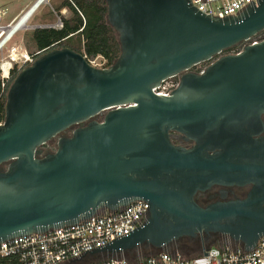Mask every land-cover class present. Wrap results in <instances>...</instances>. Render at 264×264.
Wrapping results in <instances>:
<instances>
[{
  "label": "water",
  "instance_id": "water-1",
  "mask_svg": "<svg viewBox=\"0 0 264 264\" xmlns=\"http://www.w3.org/2000/svg\"><path fill=\"white\" fill-rule=\"evenodd\" d=\"M104 2L120 46L113 64L96 68L76 51L53 49L8 88L0 124V242L145 201L143 225L95 253L160 250L213 235L250 251L264 236V136H257L264 39L251 44L264 31V0L226 18L203 15L190 0ZM237 45L238 53L191 71ZM172 77L179 84L170 95L153 92ZM51 141L54 150H43ZM213 186L249 190L200 205L197 196Z\"/></svg>",
  "mask_w": 264,
  "mask_h": 264
},
{
  "label": "built area",
  "instance_id": "built-area-1",
  "mask_svg": "<svg viewBox=\"0 0 264 264\" xmlns=\"http://www.w3.org/2000/svg\"><path fill=\"white\" fill-rule=\"evenodd\" d=\"M45 1L47 2V0L43 2ZM257 1L190 0L191 5L198 12L216 18L237 16L247 7L257 5ZM4 14L5 11L0 3V17ZM43 27L60 29L62 22L58 18L54 26ZM0 29H2L1 26ZM262 38L264 39V36L259 39L255 38L251 44L263 40ZM38 54L39 52L30 54L20 47L10 49L8 60L1 65V93L5 88L10 71L14 67L23 69L30 65ZM88 62L93 67L106 68V60L102 56H97ZM3 66H5L4 69ZM178 84L179 78L172 77L154 88L153 92L157 95L168 96ZM148 209L147 202L134 201L116 212H101L77 224L3 240L0 242V261L14 262V264H78L99 254H109L110 257L97 264H264V236L258 239L250 251H246L234 242H227L209 246L206 251L195 256L186 255L177 250H159L154 254L132 259L119 258L117 254L95 253L141 227L146 220Z\"/></svg>",
  "mask_w": 264,
  "mask_h": 264
},
{
  "label": "trees",
  "instance_id": "trees-1",
  "mask_svg": "<svg viewBox=\"0 0 264 264\" xmlns=\"http://www.w3.org/2000/svg\"><path fill=\"white\" fill-rule=\"evenodd\" d=\"M64 9L68 13L67 16L61 13ZM46 14L57 16L62 22V27L60 29L36 28L30 33L32 47L35 53L39 52L35 58L53 49L66 47L82 54L87 61L102 56L106 60L105 67H108L119 56L120 46L117 35L106 22L107 7L104 0H60L55 4L51 3L50 10L48 9ZM238 46L223 53H237ZM20 70L14 67L10 71L5 88L2 93L0 92V124L4 121L8 88ZM200 71L197 70V72ZM52 149L53 147H48L46 151ZM219 241H221L220 235H213L206 241L204 236H199L196 239L181 238L169 246L172 250L195 256L201 254L205 247L217 245ZM154 253L156 252L152 254ZM0 264H14V262L0 261Z\"/></svg>",
  "mask_w": 264,
  "mask_h": 264
},
{
  "label": "rangeland",
  "instance_id": "rangeland-1",
  "mask_svg": "<svg viewBox=\"0 0 264 264\" xmlns=\"http://www.w3.org/2000/svg\"><path fill=\"white\" fill-rule=\"evenodd\" d=\"M36 0H0L1 6L3 9H5L6 14L1 17V24L0 26L3 28H6L7 26H11V18L16 17V19L24 12L26 11ZM60 0H47V2H43L39 8L35 11V13L30 17L28 22L26 23L25 27L18 30L11 39L0 49V78H1V65L8 60V55L10 53V49L12 47H20L21 49H25L28 53H35L36 51L32 47L31 40H30V33L38 28L43 26H54L57 23L58 17L57 16H51L46 14L48 9L50 10V4H55ZM63 15V14H62ZM68 13L64 14V16H67ZM264 36V35H263ZM256 38V37H255ZM254 38V39H255ZM253 39V40H254ZM263 39V38H262ZM243 45H239L237 51L239 52L242 50ZM228 54H235V53H228ZM227 55L225 53H221L217 56H215L213 59H211L208 62L201 63L193 68V70H204L208 64L219 58L220 56ZM3 66L2 68H4ZM104 115H98L95 120L101 121L103 119ZM54 141H51L43 146V150H46V148L53 147L52 150H54ZM217 244H222V241H219ZM161 250H172L171 247L168 245L167 247L160 249ZM159 250L153 249V248H145L144 246L139 247L137 250H127L123 254H117L116 256L119 258H137L141 256H148L151 255L153 252H157ZM194 256V255H191ZM110 257L109 254H99L98 256H95L94 258H88L81 263L78 264H97L100 261Z\"/></svg>",
  "mask_w": 264,
  "mask_h": 264
},
{
  "label": "flooded vegetation",
  "instance_id": "flooded-vegetation-1",
  "mask_svg": "<svg viewBox=\"0 0 264 264\" xmlns=\"http://www.w3.org/2000/svg\"><path fill=\"white\" fill-rule=\"evenodd\" d=\"M263 35H264V31L259 33L256 36V38L259 39V38L263 37ZM191 71L198 73L196 70H193V69ZM261 123H262V125L260 127H258V130L260 132L258 133L257 136H259V137L264 136V114L261 116ZM172 141L175 144H179V145L187 147V148L192 146V143H187V142H184V141L177 139V138H173ZM221 190H224L226 192V196L224 199H221L219 197V193ZM248 190H249V186H241V187H237V186H233V187L213 186L211 189H209L206 192L197 196L196 200L200 205H207L211 202L218 201V200H230V199H234V198H243L247 194ZM210 196H214V197L210 198ZM221 241H222V243H227V242L233 243L231 240H229L225 236H221ZM144 247L145 248H153L150 245H145Z\"/></svg>",
  "mask_w": 264,
  "mask_h": 264
},
{
  "label": "bare ground",
  "instance_id": "bare-ground-1",
  "mask_svg": "<svg viewBox=\"0 0 264 264\" xmlns=\"http://www.w3.org/2000/svg\"><path fill=\"white\" fill-rule=\"evenodd\" d=\"M39 0H36L31 7H29V9H27V11H25L24 13H22V15H20V17H18V19L16 21H14L13 23H11V26H7L6 28L0 29V42L8 35V33L13 30L16 26L17 29L16 31L9 37V39L5 42V44L11 39V37L21 28L25 27L26 23L28 22V20L30 19V17L34 14V12L26 19L24 20V17L26 16V14L28 13V11L38 2ZM42 2V1H41ZM42 4V3H41ZM40 4V5H41ZM39 5V6H40ZM38 6V7H39ZM38 7L36 9H38ZM35 9V10H36ZM4 44V45H5ZM3 45V46H4ZM7 61V60H6ZM4 69V68H3Z\"/></svg>",
  "mask_w": 264,
  "mask_h": 264
},
{
  "label": "crops",
  "instance_id": "crops-1",
  "mask_svg": "<svg viewBox=\"0 0 264 264\" xmlns=\"http://www.w3.org/2000/svg\"><path fill=\"white\" fill-rule=\"evenodd\" d=\"M31 6H32V5H31ZM31 6H30V7H31ZM38 8H39V7H38ZM28 9H29V8H28ZM3 10L5 11V9H3ZM36 10H37V9H36ZM36 10H35V11H36ZM26 11H27V10H26ZM24 12H25V11H24ZM24 12H23V13H24ZM34 13H35V12H34ZM61 13L64 15V14H66V13H67V11L64 9V10H62V12H61ZM5 14H6V11H5ZM5 14H4V16H5ZM21 15H22V14H21ZM1 17H2V16H1ZM1 17H0V24H1V20H2V19H1ZM16 17H17V16H15V17L11 18V20H10V21H11V22H12V21H13V22H14V21H16V20L18 19V18L16 19ZM19 17H20V16H19Z\"/></svg>",
  "mask_w": 264,
  "mask_h": 264
}]
</instances>
